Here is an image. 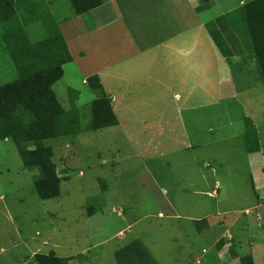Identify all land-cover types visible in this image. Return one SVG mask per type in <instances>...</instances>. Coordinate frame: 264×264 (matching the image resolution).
I'll list each match as a JSON object with an SVG mask.
<instances>
[{
  "label": "rangeland",
  "instance_id": "374dc122",
  "mask_svg": "<svg viewBox=\"0 0 264 264\" xmlns=\"http://www.w3.org/2000/svg\"><path fill=\"white\" fill-rule=\"evenodd\" d=\"M32 1L35 11L39 8L42 13L31 18L24 10V0H16L15 27L19 24L28 43L42 41L53 29L51 40L58 54H64L54 27L59 32L56 16L69 18V1ZM263 4L264 0H253L249 9L262 32L264 50V24L258 18L264 17ZM7 28L0 23L1 94L19 79L23 67L14 63L8 49ZM78 43L84 52L82 41ZM139 57L122 56L117 65L124 67V74H119L115 64L100 77L106 92L115 89L119 96L116 89L120 84L130 94L129 99H119L121 104H114V110L104 89L109 109L93 87V76L86 77L97 73L93 62L77 57L73 64H62L61 73L55 69L53 76L60 74V79L50 87L47 104H42L51 111L46 129L54 137L39 142L0 140V264H92L101 249L107 252L112 244L131 243L132 239H139L159 264H170L178 249L166 246L181 247V228L190 244H211L210 252H201L200 264H264V189H253L255 183H251V160L257 154L248 153L229 138L228 121L226 124L221 114L225 105L207 104L204 96L208 90L200 98L196 95L195 102L203 105H196L192 117L181 104L175 105L168 95L171 88L160 73L155 74L159 80L150 94L140 79L146 66L134 63ZM146 57L144 54L139 61L143 64ZM159 58L154 63L159 64ZM133 75L141 83L130 89ZM45 80L48 84V76ZM0 102L7 99L2 97ZM113 112L120 126L103 128L113 122ZM55 114L62 118L53 117ZM216 114H221L219 121L214 120ZM22 119L18 113L15 122ZM11 121L14 124L13 118ZM260 141L257 161L264 176V128ZM41 162L50 165L49 175L57 182L58 195L53 199L42 200L35 191ZM106 207L109 211L103 220L113 228H100L92 235ZM203 217L206 219L197 223L189 221ZM220 241L227 247L224 254L216 255L213 246ZM95 244L102 245L96 248ZM84 249L87 251L81 254ZM98 255L100 264H116L112 255Z\"/></svg>",
  "mask_w": 264,
  "mask_h": 264
},
{
  "label": "crops",
  "instance_id": "0c3cea01",
  "mask_svg": "<svg viewBox=\"0 0 264 264\" xmlns=\"http://www.w3.org/2000/svg\"><path fill=\"white\" fill-rule=\"evenodd\" d=\"M99 2V5L81 15H75L71 8L72 11L67 15L69 18L55 17L62 42L71 58L69 64H73L77 57H81L83 61L93 62L97 73L91 72L86 77H97L104 89L101 82L102 74L109 70L111 65L116 64V69L119 68V74L122 75L124 72L121 70L124 67L117 65L121 62L118 59L121 60L122 56L128 58L140 55L138 61L134 63L146 66L140 79L146 82L143 86L150 94L153 95V90L157 88L155 85L159 78L155 74L160 73L161 78L166 80L165 84L172 90V86H175L177 90L173 92L170 89L168 94L175 105L181 104L184 111L192 117L196 105L202 104V101L195 102L196 95L200 98L203 91L208 90L204 96L207 104L225 105L221 114L226 124L228 121L229 138L235 139L236 144L246 149L248 153L258 155L262 145L261 130L264 128V50L260 44L262 32L257 29V20L249 9L253 0H99ZM261 14L264 16V6ZM258 18L264 24V17ZM252 25L255 34L252 32ZM80 41L83 43L84 52L81 48L78 49ZM144 54L147 57L142 64L139 59H142ZM155 57H160L159 64L154 63ZM130 67L135 69L132 65ZM131 78L133 82L130 89H134L135 83L141 82H138L134 75ZM115 79L117 81L116 77ZM164 86L160 88L164 89ZM104 91L112 110L114 104H121L119 99L130 98V94L126 90L123 91L120 84L116 89L120 93L119 96L115 89L112 92H106L105 89ZM165 103L163 100V104ZM179 112L181 113L178 109L177 115L181 117ZM221 114H216L214 120L219 121ZM114 117L117 124L113 127L120 126L115 114ZM171 119L170 117L167 121ZM257 155L251 160L253 168L251 183L252 181L255 183L252 185L253 189H264V176L259 172L261 166L257 161ZM108 211L106 207L103 213L99 214L100 225L91 232L92 235L95 230L101 231L100 228L108 230L113 228L111 222L103 220ZM171 212H175L174 208H171ZM120 215L122 217L123 214ZM203 219L206 217L189 221L192 224ZM262 221L264 223V217ZM193 231L197 234L195 230ZM183 232L184 229L181 228L183 241L181 247L180 244L166 246L178 249L170 264H200L201 252H210L211 244H204L203 247L206 248L201 247V241L200 244H190ZM262 233L261 244H264V229ZM95 237L96 235L92 236V239ZM135 241L140 242L139 239H132L131 243L126 241L122 244H112L113 247L108 248L107 252L106 248L101 249L95 253L98 256L97 261L92 264H100L99 253L101 256L106 255L107 258L112 255L116 264H145L132 247ZM101 245L94 246L99 248ZM199 247L200 251H196ZM226 247L224 241L213 246L216 255L224 254ZM86 251L87 249H84L80 253ZM150 256L152 257L151 254ZM152 259L159 264L153 257Z\"/></svg>",
  "mask_w": 264,
  "mask_h": 264
},
{
  "label": "trees",
  "instance_id": "16d2710c",
  "mask_svg": "<svg viewBox=\"0 0 264 264\" xmlns=\"http://www.w3.org/2000/svg\"><path fill=\"white\" fill-rule=\"evenodd\" d=\"M33 2L32 0H24L23 3L24 10L28 11L27 14L31 18L34 17L35 13H37L36 16L42 13L39 8H36L37 11H35V8L32 7ZM15 3L16 0H0V23L6 27L8 26L7 30H10L9 35L5 34V41L8 44L9 51L12 53L14 63L23 66L19 70L20 73H18L19 79L6 87L7 92L1 94L3 88L0 89V100L2 97L7 99L5 103L0 102V140L11 138L18 143L39 142L54 137L46 129V124L51 120V111L47 106H42V104H47V96H50L51 93L50 87L55 83L56 79H60V74L56 78L53 77L55 75V69L61 73V65L70 62L71 58L63 42L65 52L64 54L61 52L58 54L59 52L55 48L53 40H51L54 34H52L53 29L51 28L47 31L42 41L28 43L19 24H17V28L15 27L17 22ZM69 3L74 14L81 15L99 5L100 2L99 0H69ZM50 20L52 26H54L53 19L50 18ZM54 30L59 35L55 27ZM51 34L52 37L50 36ZM59 37L62 41L60 35ZM33 64L34 67L30 68ZM42 73L47 74L42 75ZM46 75L49 80L48 84H45V81L47 82L45 80L47 78ZM38 79L43 80V83H36ZM90 79L95 81L93 87L101 92L104 97L103 103L109 109V102L103 93L98 78L94 76ZM109 112L112 114L110 110ZM18 113L23 117L20 123L15 122ZM53 117L62 118V115L55 114ZM11 118H13L14 124H12ZM54 123L55 125L53 124V126L56 127L57 122L54 121ZM116 124L113 116V122L103 128L113 127ZM56 130L58 131L59 128L57 127ZM49 167L50 165L46 162H41L37 165L39 172L38 180L35 181V191L42 200L53 199L58 195L57 182L55 178H51L49 175L52 169ZM132 247L139 257L143 259L145 264H156L140 242L135 241Z\"/></svg>",
  "mask_w": 264,
  "mask_h": 264
}]
</instances>
